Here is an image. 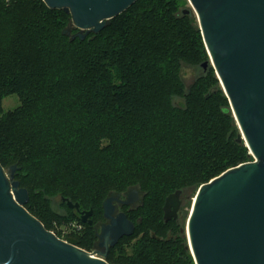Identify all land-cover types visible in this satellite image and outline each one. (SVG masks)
<instances>
[{"label": "trees", "instance_id": "trees-1", "mask_svg": "<svg viewBox=\"0 0 264 264\" xmlns=\"http://www.w3.org/2000/svg\"><path fill=\"white\" fill-rule=\"evenodd\" d=\"M186 9L188 0H138L81 41L72 39L79 31L63 10L0 0V164L20 168L15 179L30 195L25 209L46 230L38 201L59 198L67 207L65 198L96 213L110 195L138 187L144 202L150 193L183 190L184 208L186 192L251 161L234 137L230 107L212 102L218 89L198 96L202 77L185 91L183 65L206 57ZM11 96L20 105L4 113ZM89 229L78 245L86 251ZM152 233L159 236L151 230L139 242L134 264H194L177 238L158 241Z\"/></svg>", "mask_w": 264, "mask_h": 264}, {"label": "water", "instance_id": "water-1", "mask_svg": "<svg viewBox=\"0 0 264 264\" xmlns=\"http://www.w3.org/2000/svg\"><path fill=\"white\" fill-rule=\"evenodd\" d=\"M42 1L70 15L79 31L72 39L84 41L138 0ZM188 2L191 9L183 14L198 18L210 62L231 104L225 113L233 114L241 130L237 142L245 143L255 158L198 189L187 225L188 248L195 264H264V0ZM210 62L202 64L205 71ZM19 170L14 165L7 174L0 164V264H108L107 254L97 257L79 248L73 238L60 240L25 209L30 195L15 179ZM182 195L184 191L177 190L166 197L165 223L183 207ZM113 200L103 203L110 224L100 238L107 250L135 231L125 214L113 216ZM134 200L131 195L123 204ZM61 204L72 211L80 208L65 198ZM92 215V210L83 213L81 221L90 224ZM151 236L160 240L156 233Z\"/></svg>", "mask_w": 264, "mask_h": 264}, {"label": "rangeland", "instance_id": "rangeland-1", "mask_svg": "<svg viewBox=\"0 0 264 264\" xmlns=\"http://www.w3.org/2000/svg\"><path fill=\"white\" fill-rule=\"evenodd\" d=\"M191 8V6H190ZM196 20L198 22V18L195 15ZM115 19V18H114ZM112 19V21L114 20ZM112 21H108L107 25L111 23ZM106 25V26H107ZM199 26V22H198ZM200 28V26H199ZM204 41V40H203ZM205 45V43H204ZM206 48V47H205ZM206 57L199 56L197 60H200L196 62V65H183V71H182V80L185 86V91H188L190 87L200 78L204 77V79L199 83L198 88L195 90L196 94L200 96L201 98H204L211 89L217 88L218 93L212 102L216 106L220 107H230V101L228 96L226 95V92L222 86L221 80L214 69V66L210 62L209 53L207 50L205 51ZM202 59V60H201ZM210 62L208 69L205 71L203 67L201 66L204 62ZM182 103L180 100L178 101ZM20 102L18 97L11 96L3 101L2 104V111L9 112L13 111L17 107H19ZM230 119L234 123V129L233 134L235 139L238 140V136L241 135V130L238 128V124L235 120V117L232 116ZM244 146L246 147L245 143ZM247 148V147H246ZM248 149V148H247ZM249 154L251 156V152L248 149ZM255 158L254 156H251V161L254 162ZM8 174L9 169L4 168ZM17 174V173H16ZM174 191V190H173ZM172 191V192H173ZM143 193L144 190L142 191ZM171 192V193H172ZM198 192V191H197ZM170 194V193H169ZM169 194H164L162 192L158 194L150 193L149 195L152 196L151 198H147L144 202L142 207L138 210V212L134 215L133 220L136 223V231L133 237L126 238L119 247L115 250L113 257H111L108 262L116 261L120 264H134L133 262L136 261V263H140L136 260L138 252L136 255V249L139 246V242L142 239L149 240L150 238V231L154 230L157 231L158 235L163 237L164 239L167 238L168 233L171 229L174 231V237L177 238V247L179 248L180 254L185 257H190L193 259L194 264L195 260L194 257L189 251V236L187 233V225L188 220L190 217V213L192 211L193 201L196 196V192H186L185 197L188 199H185V205L184 208H182V217L180 219V222L178 224H170L168 227H163V207L165 204V199ZM147 195V194H146ZM184 204V202H183ZM38 208H40V212L47 220L48 226L50 227L49 231L54 233L60 240L65 241L67 238H75L77 237L76 234V226L78 224L75 223L74 219L71 217V212L68 210L67 207H60V199L57 198L52 202V205H42L41 202L38 201ZM99 211H96L97 213V221L103 220V209L100 207L98 209ZM46 225V224H45ZM184 231V232H182ZM176 243H174L175 246ZM155 249H158L157 247H152ZM92 252V251H89ZM158 264V263H156Z\"/></svg>", "mask_w": 264, "mask_h": 264}, {"label": "flooded vegetation", "instance_id": "flooded-vegetation-1", "mask_svg": "<svg viewBox=\"0 0 264 264\" xmlns=\"http://www.w3.org/2000/svg\"><path fill=\"white\" fill-rule=\"evenodd\" d=\"M132 195V198H134V202L131 203L130 205H125L123 204L124 202H126L129 197ZM148 197L146 196V193H143L142 190L138 187L136 188H129L127 191L123 192V193H117V194H112L110 195L108 198H112L113 200V205L115 207L114 210V217H117L120 214H125L127 216V218L135 224V231H136V223L133 220L134 215L138 212V210L142 207L143 205V200ZM107 199V198H106ZM105 199V200H106ZM166 200V199H165ZM180 200L182 201V204L184 202V196L182 195L180 197ZM104 203V202H103ZM165 205V204H164ZM183 208V207H182ZM182 208L179 210V212H177V215L175 218H172L168 223H163V227H168L170 224H178L180 222V219L182 217ZM102 209H103V204H102ZM75 211V215L79 218L78 220L75 221L76 224H78L76 226V234L77 237H73V239H75L78 242V245L80 244V237H82L83 235H85V233L87 232V226H89V230L91 232V236H90V240L92 243V252L86 251L90 254H95V256L100 257V254H107L106 258L104 259L105 261L108 258L113 257V254L115 252V250L117 249V247H119V245L126 240V238H130V237H123L122 239L119 240V242L114 246V247H109V249L107 250L105 246L102 245V243L104 242L103 240H101L100 236L102 234V229L104 226H107L110 224V221L106 220L104 217V210H103V220L101 221H97V213L93 212V215L89 218V222L90 224H84L81 219H82V214L87 212V210L81 209L79 208V210L74 209ZM163 212H164V207H163ZM163 221H164V216H163ZM134 231V234H135ZM134 234L131 236L133 237ZM174 231L173 229H171L168 233L167 238H163L161 236H157L160 238V240L158 241H171L172 239H174ZM144 241H146L145 239H142ZM107 262V261H106Z\"/></svg>", "mask_w": 264, "mask_h": 264}]
</instances>
